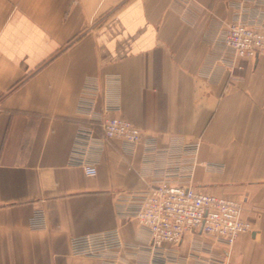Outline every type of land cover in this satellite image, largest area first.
Segmentation results:
<instances>
[{
  "label": "crops",
  "instance_id": "0c3cea01",
  "mask_svg": "<svg viewBox=\"0 0 264 264\" xmlns=\"http://www.w3.org/2000/svg\"><path fill=\"white\" fill-rule=\"evenodd\" d=\"M236 4L264 22V0H0V264L149 262L148 231L116 211L150 180L143 147L105 144L95 177L70 163L78 128L104 117L162 146L199 140L192 185L243 204L249 234L231 247L187 235L178 264H264V56L221 60ZM88 80L91 113L79 108ZM37 212L44 228L30 225ZM113 229L115 258L72 255L71 238Z\"/></svg>",
  "mask_w": 264,
  "mask_h": 264
},
{
  "label": "built area",
  "instance_id": "2783aa9c",
  "mask_svg": "<svg viewBox=\"0 0 264 264\" xmlns=\"http://www.w3.org/2000/svg\"><path fill=\"white\" fill-rule=\"evenodd\" d=\"M226 23L219 40L221 60L231 69H242L243 61L264 56V22L248 17L241 4ZM99 93L96 80L84 86L79 108L91 113ZM94 123L80 126L70 153V163L79 166L88 177L97 175L96 153L104 150L112 140L123 142V152L132 155L143 147L146 173L150 180L142 190L124 192L116 203V211L124 220H133L150 236L146 246L148 263L118 262L117 264H178V247L187 235L211 237L221 245L231 247L242 234L252 231V224L242 216L240 201L200 192L192 185L199 160L200 141L170 138L160 145L153 138H145L142 130L121 117L98 118ZM209 168H217L205 165ZM31 227L44 228L45 220L37 212ZM124 246L119 230L73 237L70 248L73 256H90L109 261ZM115 258V257H114ZM108 259V260H107ZM116 264V263H114ZM207 264H229L224 258L211 257Z\"/></svg>",
  "mask_w": 264,
  "mask_h": 264
}]
</instances>
